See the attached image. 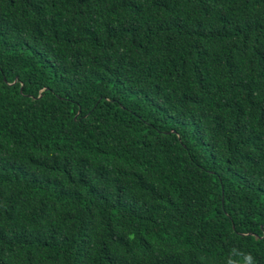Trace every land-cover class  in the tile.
Segmentation results:
<instances>
[{
  "label": "trees",
  "instance_id": "16d2710c",
  "mask_svg": "<svg viewBox=\"0 0 264 264\" xmlns=\"http://www.w3.org/2000/svg\"><path fill=\"white\" fill-rule=\"evenodd\" d=\"M0 264H264V0H0Z\"/></svg>",
  "mask_w": 264,
  "mask_h": 264
},
{
  "label": "water",
  "instance_id": "95a60500",
  "mask_svg": "<svg viewBox=\"0 0 264 264\" xmlns=\"http://www.w3.org/2000/svg\"><path fill=\"white\" fill-rule=\"evenodd\" d=\"M19 92H20V89H19Z\"/></svg>",
  "mask_w": 264,
  "mask_h": 264
}]
</instances>
